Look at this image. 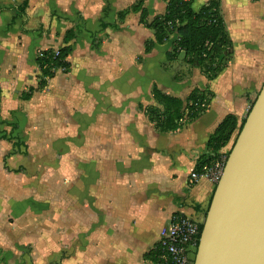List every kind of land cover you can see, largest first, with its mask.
<instances>
[{"label":"crops","instance_id":"obj_1","mask_svg":"<svg viewBox=\"0 0 264 264\" xmlns=\"http://www.w3.org/2000/svg\"><path fill=\"white\" fill-rule=\"evenodd\" d=\"M24 1L25 10L18 11ZM168 1L0 0V127L8 129L30 110L36 130L82 131L77 154L67 156L73 164L63 172L61 216L53 202L57 182L53 173L52 190L47 188L51 203L39 207L40 189L24 186L22 168H11L25 155L26 145L17 152L14 139L0 140V248L4 251L30 243L32 263L38 264L39 257L61 241L65 252L61 264H156L148 253L175 214L203 221L214 184L205 176H198L192 185L188 179L197 173L198 159L208 154L206 143L218 124L228 114L242 120L248 99L264 81V0H219L233 52L214 79L193 67L197 74L192 81L177 80L167 71L158 77L147 72L150 67L162 70L164 62L184 55L181 51L170 60L166 57L176 33L145 51L146 43L154 40L148 25L165 13ZM209 1L192 0V8L197 11ZM65 46L71 48L67 72H55L40 87L36 57ZM137 55L144 60L140 78L148 84L142 89L146 99L136 111L129 98L138 99L140 93L128 82H138L139 75L130 77L119 70L134 66ZM87 82L100 89V101L95 94L90 104L94 110L82 103ZM153 86L182 100L194 89L209 92L212 98L197 118L174 132L159 133L144 115L145 107L155 105ZM60 112L76 114L79 120H64ZM92 114L95 119L88 120ZM88 129L94 133L92 141L83 135ZM92 209L94 217L87 219ZM76 210L77 221L70 215ZM55 221L62 226L58 231L62 240L50 233Z\"/></svg>","mask_w":264,"mask_h":264},{"label":"trees","instance_id":"obj_2","mask_svg":"<svg viewBox=\"0 0 264 264\" xmlns=\"http://www.w3.org/2000/svg\"><path fill=\"white\" fill-rule=\"evenodd\" d=\"M26 5L24 1L17 8L18 11L23 12ZM136 9L137 6L132 7V10ZM148 27L154 31V40L146 43V52L155 44L164 43L171 33H176L177 39L174 41L171 51L167 53V59L174 58L182 51L184 53V61L187 64L199 68L203 72L210 73L209 80L214 79L222 71L225 59L230 57L233 52L232 41L220 13L219 0H210L197 11L192 8V0H169L165 13L160 17H156ZM67 36L68 39H71L72 33L68 32ZM70 52L71 48L65 46L57 51L45 50L36 57L35 63L41 75L40 87H43L46 84V80L52 78L58 69H64V71L68 69L69 64L66 58ZM222 58L225 59L223 60ZM221 60H223L222 64ZM151 94L155 105L145 107L144 115L155 131L159 133L174 132L186 120L197 118L205 111L212 98V94L209 92L194 89L185 100H182L162 93L156 86L152 87ZM201 106L204 107L202 108ZM244 120L238 124L234 115L228 114L224 117L207 140L206 148L208 154L198 159L195 168L197 173L201 174V168L205 164L211 166L221 159H223V164L225 163L229 152L222 153L221 150L227 146L235 132L238 135ZM11 127L12 129L16 128L13 125ZM10 139L5 134L0 137V140ZM14 140V148L17 152H19L21 147L25 148L19 137H14ZM201 229L202 223L199 225L196 247ZM160 254L161 248L157 244L148 253V257L158 264Z\"/></svg>","mask_w":264,"mask_h":264},{"label":"water","instance_id":"obj_3","mask_svg":"<svg viewBox=\"0 0 264 264\" xmlns=\"http://www.w3.org/2000/svg\"><path fill=\"white\" fill-rule=\"evenodd\" d=\"M193 264H264V81L215 185Z\"/></svg>","mask_w":264,"mask_h":264},{"label":"rangeland","instance_id":"obj_4","mask_svg":"<svg viewBox=\"0 0 264 264\" xmlns=\"http://www.w3.org/2000/svg\"><path fill=\"white\" fill-rule=\"evenodd\" d=\"M94 46H97L96 43L94 44ZM96 51L98 52V49ZM230 57H228L227 59L224 58L225 65H227ZM142 58H143L142 55H137L134 66L129 67V68H126V66H124L123 69L119 70L120 73L124 72L125 74L130 75V77H133V75L135 76L139 75V77L136 78L138 82H128V84L134 85L137 93H140L139 95L140 98L138 99L137 98L133 99L132 97L129 98V101L132 102L131 106H135L136 111L138 110L137 106H139V104L146 99L145 97L146 94L145 95L143 94L142 89L143 87L145 88V86H147L148 84L147 82H143L140 78L143 73V68H144L142 67V61H144ZM183 58H184V55H177L176 59H172L173 62H168V63L164 62L160 66L162 70H158L156 67H150V70L147 72H150L152 75H155V77L156 76L158 77L161 71H167V72H171L172 75L174 76L173 78L177 80L178 79L179 80L190 79V81H192L194 79L195 73L197 74V71L194 70L193 67L190 66L189 64L188 66L185 65ZM223 60L220 61L221 64L223 63ZM56 72L63 73V72H67V70L64 71V69H59ZM199 74L205 78L210 77V73L203 72V70L201 69H199ZM263 75H264V69H263ZM38 80H39V77H38ZM263 80H264V77L262 81ZM89 82L86 83L87 89L85 92H87V95H86L87 98L82 103L83 105H87L94 110V107L90 106V104H93V100H95L93 96L95 94L97 96V101H100V98H99L100 89L96 88L97 86L96 83H91V85L93 86L95 84V86L93 87L89 85ZM82 88L85 89V86ZM30 92L31 91H28L26 92V94L23 92L22 98L26 99L25 95H28V93L30 95ZM257 93H255V96L253 95V97L248 99L246 106H245L244 113L242 115V120L245 119L250 109V106L252 105V103L254 102L256 98ZM59 99L61 100V98ZM204 106H201V107L203 108ZM35 109L36 108L34 107V110ZM31 114H34V112L30 110H28L27 112L26 110V113H24V115H21L22 117H24L23 119L22 117L16 118L14 122L12 123L13 125H16L15 129H12V127H8V129L4 130L3 126H1L0 127L1 128L0 137L3 134L11 138L12 140L14 139V137H19L21 138L22 142L26 145V149L22 150L23 152L25 151V155L22 154L21 156H19L17 166L15 167L11 166V168L12 169H16L18 167L22 168V171L24 172L26 176V179H23L24 186H32V187H37L40 189V194L36 201L39 207H46V205H48V201L51 203L50 201L51 197L50 199H48L49 190L47 188L51 187L50 174L53 173V175L55 176V181H57L56 184L53 185L54 192L56 196L59 195V198H60L58 200V197L55 196V199L53 202L55 203L56 208L58 209V213L61 216V213H63V206H62L63 203H62V195H61L62 188L60 185L62 184L63 181H66V178L63 177V172L65 170V167L73 164V162L71 161L69 162V159L67 156L70 154H77V150H78L79 142H80V136H81L80 132L82 131L79 129L63 130L61 128H54V130L52 131H48L45 129L36 130L34 128L36 124H32L31 122ZM135 114H136L135 116H140L137 112ZM62 116H64V120H68L69 118H73V120L77 122L79 120L78 116L73 113H71L70 115H67L66 113L63 114L62 112H60V117L63 118ZM94 119H95V116L93 114L91 118L88 117V120H94ZM40 120L41 119H38V121ZM242 120H240L239 122L237 121V123L240 124ZM42 121H44V119ZM91 124L93 123H90L88 126H91ZM84 132H83V135H85V137H88V139L92 141L94 137V133L89 129ZM236 137H237V132L233 134L231 140L227 144L226 146L227 149L225 153H228L230 151ZM221 161H223V159L217 162L220 163ZM75 164L77 166V163ZM212 183L215 186L217 182L215 181ZM17 184L18 183H16V185ZM50 189L52 190V188ZM77 212H78L77 210L74 211V213L72 211L70 212L72 219L76 221L78 220ZM91 212H92L91 214H87V219H92L94 217L93 215L94 210L92 209ZM10 222L13 223V220L11 219ZM59 229L62 230V226L58 225V221H55V223L52 225L50 233L52 235L54 234L53 236L55 239L59 240L60 238V240H62L63 235L58 233ZM10 236L11 235L7 233V237L9 238ZM24 237L26 238L25 239L26 241L30 239V236L27 233H25ZM30 245H31L30 243H28L26 246L25 244H22V245L17 244V247H15V250L8 249L6 251L0 248L1 249L0 250V264H33L32 259L30 257V251L32 250ZM61 246H62L61 241L54 242L52 246H50L52 247L51 249H54V250H50V252H46V254L41 255L39 257L40 262L38 264H61V260L63 259L64 253H65L64 250L61 248Z\"/></svg>","mask_w":264,"mask_h":264},{"label":"built area","instance_id":"obj_5","mask_svg":"<svg viewBox=\"0 0 264 264\" xmlns=\"http://www.w3.org/2000/svg\"><path fill=\"white\" fill-rule=\"evenodd\" d=\"M223 165L222 161L215 162L211 166L203 165L200 175L195 172L190 174L188 185L196 182L198 176H205L212 182H217ZM200 223L202 222L181 214L174 215L158 243L161 248L158 264H193Z\"/></svg>","mask_w":264,"mask_h":264}]
</instances>
